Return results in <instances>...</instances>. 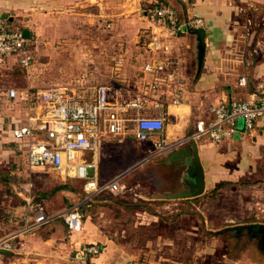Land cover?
I'll use <instances>...</instances> for the list:
<instances>
[{
	"label": "crops",
	"instance_id": "1",
	"mask_svg": "<svg viewBox=\"0 0 264 264\" xmlns=\"http://www.w3.org/2000/svg\"><path fill=\"white\" fill-rule=\"evenodd\" d=\"M142 1L120 0L118 10L117 0L60 3L69 6L87 2L98 8L115 2L107 14L109 20L128 22L135 19ZM161 1L172 5L182 20L199 17L204 21L200 31H191L175 41V52L182 55V101L174 104L168 93H160L166 113L164 132L146 142L132 135L118 142L102 134L96 153L99 177L103 183L118 179L126 186L121 194L104 198L103 195L112 196L106 190L89 198L83 184L63 175L59 197L44 195L46 198L41 200L49 215H60L79 206L83 229L72 233L58 217L31 231L25 240L21 239V245L37 256L39 264H264V117L243 138L220 144L195 142L205 188L201 195L182 196L198 187L193 167L194 143L186 141L196 122L208 120L210 108L225 100L264 103V27H260L264 25V0ZM24 21L27 25L20 26L29 30L35 41L36 21L30 17ZM36 42L38 51L40 43ZM14 66L20 67L16 57H8L0 64V87L5 93L16 89L15 99L7 94L1 96L15 101L25 93L20 92L21 78L15 75ZM243 77L246 85L240 82ZM149 81L150 76L141 72L139 78H117L109 85L115 86L123 99H131L140 96ZM97 86L72 85L83 92H93ZM36 93L31 99L27 93L23 97L29 101L25 109L29 115H36ZM25 124L19 121L14 128ZM13 129L11 137L26 149L28 166L27 141L16 140ZM162 136L167 144L164 149L159 146ZM223 190L238 193L235 208L214 207L215 199L210 197ZM53 202H57V208L51 207ZM203 202L207 203L205 207ZM92 243L101 245L102 253L80 259V248Z\"/></svg>",
	"mask_w": 264,
	"mask_h": 264
},
{
	"label": "built area",
	"instance_id": "2",
	"mask_svg": "<svg viewBox=\"0 0 264 264\" xmlns=\"http://www.w3.org/2000/svg\"><path fill=\"white\" fill-rule=\"evenodd\" d=\"M143 15L152 24L145 43L142 69V74L150 76L148 88L131 99H123L115 86L110 85H99L93 92H83L70 86L38 91L33 97L37 107L36 118L12 131L16 140L27 141V163L31 170H53L68 180L79 181L89 198L106 190L116 197L126 189L118 179L105 183L100 180L96 153L102 134L107 133L118 142H124L131 135L139 142H146L157 134H163L166 113L160 93H168L174 104L181 103L183 97L184 79L179 66L182 65V55L175 52V41L191 31H200L204 26L203 19L199 17L182 20L173 6L164 3L148 4ZM24 30L14 22V18L0 14V64L8 57H16L23 69L36 62L37 42L31 36L26 38ZM240 82L246 85L247 79L243 77ZM4 94L13 99L18 97L16 89L5 93L0 88V96ZM209 112V119L197 121L186 141L209 140L220 144L243 138L264 117V103L230 99L212 106ZM159 146L162 149L167 147L165 137H161ZM58 217L72 233L83 229V214L79 206L53 216L47 213L44 202L37 200L27 203L23 217L24 232L34 231ZM12 239L1 241L0 250L12 249ZM102 251L99 244H85L78 257H95ZM127 264L136 263L129 261Z\"/></svg>",
	"mask_w": 264,
	"mask_h": 264
},
{
	"label": "rangeland",
	"instance_id": "3",
	"mask_svg": "<svg viewBox=\"0 0 264 264\" xmlns=\"http://www.w3.org/2000/svg\"><path fill=\"white\" fill-rule=\"evenodd\" d=\"M60 2L0 0V14L15 18L17 25L25 27L24 20L29 17L36 21L34 38L40 43L37 60L31 68L12 67L15 75L21 78L20 92L25 94H20L15 101L0 96V242L13 238L10 241L12 249L0 250V264H39L37 256L21 245V239L25 240L31 233L24 232L23 217L27 203L46 198V193L59 197L64 181L63 174L57 171L31 170L26 164V149L24 146L20 148L11 137V129L17 122L27 123L36 118L34 113L29 115L25 110L29 101L23 99L24 95L27 93L31 99L38 90L56 84L71 87L76 83L109 85L116 83L117 78H139L145 59V43L152 29L151 22L143 15V9L150 3H163L161 0H143L134 13L137 14L133 17L135 19L115 22L107 16L115 2L109 6L105 3L98 5L99 9L92 5L96 0L90 5L86 2L65 6ZM116 4L118 10L120 0ZM97 14L101 16L98 18ZM145 22L150 23V27ZM5 77L2 76V79ZM134 84L135 81L130 84V90ZM90 173L93 174L92 171ZM78 185L82 186V183ZM215 194L210 197V200L215 199L214 202H208H213L214 207H236V191L223 190ZM53 203L51 207L57 208V202ZM206 204L203 202L202 207ZM18 234L22 237L16 238Z\"/></svg>",
	"mask_w": 264,
	"mask_h": 264
},
{
	"label": "water",
	"instance_id": "4",
	"mask_svg": "<svg viewBox=\"0 0 264 264\" xmlns=\"http://www.w3.org/2000/svg\"><path fill=\"white\" fill-rule=\"evenodd\" d=\"M24 34H25L26 38H30V31L29 30L25 29ZM201 37H202V39H204L203 34H201ZM193 143H194L193 149H194V155H195V158L193 159V165H194L193 167L196 171V178H197L198 187L192 193H189L187 195H182L183 197H195V196L201 195L204 192V188H205L203 168H202L201 163H200L198 156H197V152H196L197 148L195 146V142H193ZM181 153H182V151H181Z\"/></svg>",
	"mask_w": 264,
	"mask_h": 264
},
{
	"label": "trees",
	"instance_id": "5",
	"mask_svg": "<svg viewBox=\"0 0 264 264\" xmlns=\"http://www.w3.org/2000/svg\"><path fill=\"white\" fill-rule=\"evenodd\" d=\"M163 3H164V4H168V5H170L169 3H167V2H164V1H163ZM171 6H172V5H171ZM14 22L16 23V21H15V20H14ZM16 24H17V23H16ZM20 27H21V26H20Z\"/></svg>",
	"mask_w": 264,
	"mask_h": 264
}]
</instances>
